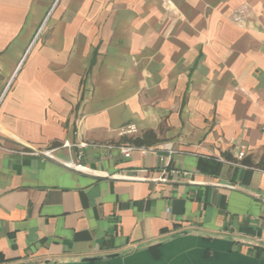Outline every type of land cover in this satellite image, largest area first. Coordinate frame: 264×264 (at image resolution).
Wrapping results in <instances>:
<instances>
[{
  "label": "crops",
  "instance_id": "1",
  "mask_svg": "<svg viewBox=\"0 0 264 264\" xmlns=\"http://www.w3.org/2000/svg\"><path fill=\"white\" fill-rule=\"evenodd\" d=\"M263 128L264 0H0V264H264Z\"/></svg>",
  "mask_w": 264,
  "mask_h": 264
},
{
  "label": "built area",
  "instance_id": "2",
  "mask_svg": "<svg viewBox=\"0 0 264 264\" xmlns=\"http://www.w3.org/2000/svg\"><path fill=\"white\" fill-rule=\"evenodd\" d=\"M239 20H240V14L238 13V14L234 15L233 21L238 22ZM263 130H264V128H263ZM134 131H135V128L133 126H129V127L124 129V132H128V133H132ZM81 146H85V144H81ZM117 149L119 150V152L122 154V156L124 158H129L133 151H139L143 155L147 154V152L149 151L148 149H145V148H136L133 146H119V147H117ZM244 156H245L244 148H241L237 154V157H236L237 162L236 163H239L243 159Z\"/></svg>",
  "mask_w": 264,
  "mask_h": 264
},
{
  "label": "water",
  "instance_id": "3",
  "mask_svg": "<svg viewBox=\"0 0 264 264\" xmlns=\"http://www.w3.org/2000/svg\"><path fill=\"white\" fill-rule=\"evenodd\" d=\"M101 258L97 257V258H84L82 260V262H91V261H96V260H99Z\"/></svg>",
  "mask_w": 264,
  "mask_h": 264
},
{
  "label": "trees",
  "instance_id": "4",
  "mask_svg": "<svg viewBox=\"0 0 264 264\" xmlns=\"http://www.w3.org/2000/svg\"><path fill=\"white\" fill-rule=\"evenodd\" d=\"M135 143H140V142H142L141 140H135L134 141Z\"/></svg>",
  "mask_w": 264,
  "mask_h": 264
}]
</instances>
